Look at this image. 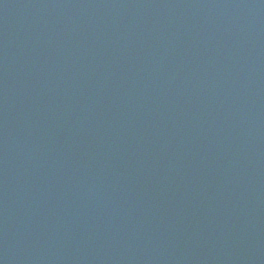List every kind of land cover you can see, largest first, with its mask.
<instances>
[{"label": "water", "instance_id": "water-1", "mask_svg": "<svg viewBox=\"0 0 264 264\" xmlns=\"http://www.w3.org/2000/svg\"><path fill=\"white\" fill-rule=\"evenodd\" d=\"M0 264H264V0H0Z\"/></svg>", "mask_w": 264, "mask_h": 264}]
</instances>
